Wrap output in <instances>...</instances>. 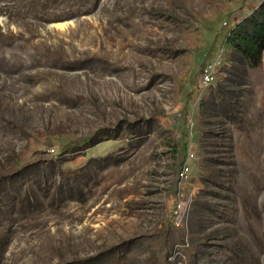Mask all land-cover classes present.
Segmentation results:
<instances>
[{"label":"rangeland","instance_id":"374dc122","mask_svg":"<svg viewBox=\"0 0 264 264\" xmlns=\"http://www.w3.org/2000/svg\"><path fill=\"white\" fill-rule=\"evenodd\" d=\"M261 2L0 0V264H264V73L219 119L228 189L202 183L198 123L228 32Z\"/></svg>","mask_w":264,"mask_h":264},{"label":"trees","instance_id":"16d2710c","mask_svg":"<svg viewBox=\"0 0 264 264\" xmlns=\"http://www.w3.org/2000/svg\"><path fill=\"white\" fill-rule=\"evenodd\" d=\"M226 44L231 50V59L218 81L210 88L207 97L199 105L198 123L200 125V140L203 153L202 163L205 164L204 174L208 179H202L205 188L212 185L219 190L228 189L233 184L234 172L229 166L234 165L232 150L223 153L218 151L220 140L224 138L220 118L236 121L240 115V101L243 88L248 82L249 72L257 68L262 61L264 52V0L246 17L242 18L228 32ZM226 168V169H225ZM227 171L229 175H227ZM203 178V177H202ZM198 195L194 204L195 217L204 221V211L207 209L206 195ZM217 194L214 192L213 196Z\"/></svg>","mask_w":264,"mask_h":264},{"label":"built area","instance_id":"2783aa9c","mask_svg":"<svg viewBox=\"0 0 264 264\" xmlns=\"http://www.w3.org/2000/svg\"><path fill=\"white\" fill-rule=\"evenodd\" d=\"M222 59L223 55L222 53H219L215 56L214 59L205 63L201 68L199 85L201 91L204 92V90H206L209 85L216 81L217 76L219 74V69L223 63ZM190 127H192V124H190ZM190 138L192 140V133L190 134ZM186 149L187 150L185 160L180 165L176 173V178L178 180V198L176 199L175 205L171 213L173 222H177L176 226H179L180 223L182 225L183 222L187 220L188 215L191 212L193 206L192 195H187L185 197L180 196L181 184L188 181V176L191 170V162L194 159L193 144L189 143Z\"/></svg>","mask_w":264,"mask_h":264},{"label":"crops","instance_id":"0c3cea01","mask_svg":"<svg viewBox=\"0 0 264 264\" xmlns=\"http://www.w3.org/2000/svg\"><path fill=\"white\" fill-rule=\"evenodd\" d=\"M251 11H252V9H251V10H248V12H246L245 15H242L241 18H238V19L236 20L235 23H238L242 18L246 17ZM262 57H263V59H262V61H261V64L259 65V67H257L256 69L252 70V72H251L252 75H253L255 72H257V71H259V72H261V73H264V70H263V69L261 70V67L264 68V52H263Z\"/></svg>","mask_w":264,"mask_h":264}]
</instances>
